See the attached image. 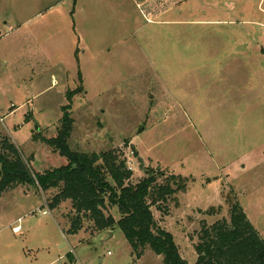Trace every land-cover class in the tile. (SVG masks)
Returning a JSON list of instances; mask_svg holds the SVG:
<instances>
[{
  "label": "rangeland",
  "instance_id": "obj_1",
  "mask_svg": "<svg viewBox=\"0 0 264 264\" xmlns=\"http://www.w3.org/2000/svg\"><path fill=\"white\" fill-rule=\"evenodd\" d=\"M67 104L72 151H119L134 184L157 168L187 180L151 211L189 264L228 199L264 240V0H0V135L35 173L66 165L34 137H54ZM54 193L1 196L0 264L162 263L118 227L67 234L74 212L51 210Z\"/></svg>",
  "mask_w": 264,
  "mask_h": 264
},
{
  "label": "trees",
  "instance_id": "obj_2",
  "mask_svg": "<svg viewBox=\"0 0 264 264\" xmlns=\"http://www.w3.org/2000/svg\"><path fill=\"white\" fill-rule=\"evenodd\" d=\"M61 111L63 116L54 137H34L66 159V165L58 169L33 172L9 138L0 135V197L19 186H32L42 193L54 191L49 208L54 210L69 202L74 212L67 234L76 235L85 222L91 223L97 233L118 227L137 259L150 250L162 258L161 264H189L180 256L172 234L158 225L151 211L155 207L166 213L167 203L176 194L186 192L187 180L181 176L164 177L163 172L147 169L145 177L134 184L119 151H72L68 146L74 123L70 105ZM161 178L164 181L159 183ZM228 204V222L222 219L210 226L202 225L193 246L194 264H264V240L240 204L232 199ZM110 208H116L117 221L108 214Z\"/></svg>",
  "mask_w": 264,
  "mask_h": 264
},
{
  "label": "crops",
  "instance_id": "obj_3",
  "mask_svg": "<svg viewBox=\"0 0 264 264\" xmlns=\"http://www.w3.org/2000/svg\"><path fill=\"white\" fill-rule=\"evenodd\" d=\"M60 1H63V0H60ZM49 9H52V7H48L47 8V10H49ZM1 198V197H0ZM18 220H20V219H18ZM18 220H17V222H18ZM37 223V218L36 217H34V216H32L31 218H30V224L31 225H35ZM17 225H15L14 227H16ZM13 227V228H14ZM12 228V229H13ZM19 234V233H18ZM63 246H65V245H63Z\"/></svg>",
  "mask_w": 264,
  "mask_h": 264
},
{
  "label": "built area",
  "instance_id": "obj_4",
  "mask_svg": "<svg viewBox=\"0 0 264 264\" xmlns=\"http://www.w3.org/2000/svg\"><path fill=\"white\" fill-rule=\"evenodd\" d=\"M47 212H43L42 214L43 215H45ZM20 222V220H18V223ZM12 231H13V233H19L20 231H21V227H20V225H17L16 227H14L13 229H12Z\"/></svg>",
  "mask_w": 264,
  "mask_h": 264
},
{
  "label": "water",
  "instance_id": "obj_5",
  "mask_svg": "<svg viewBox=\"0 0 264 264\" xmlns=\"http://www.w3.org/2000/svg\"><path fill=\"white\" fill-rule=\"evenodd\" d=\"M157 170H159V168H157Z\"/></svg>",
  "mask_w": 264,
  "mask_h": 264
}]
</instances>
